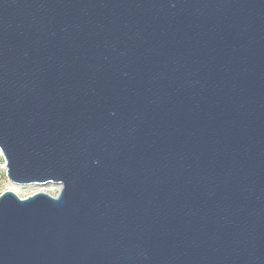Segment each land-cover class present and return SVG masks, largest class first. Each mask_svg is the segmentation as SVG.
I'll list each match as a JSON object with an SVG mask.
<instances>
[{
  "label": "water",
  "instance_id": "obj_1",
  "mask_svg": "<svg viewBox=\"0 0 264 264\" xmlns=\"http://www.w3.org/2000/svg\"><path fill=\"white\" fill-rule=\"evenodd\" d=\"M0 264H264V0H0Z\"/></svg>",
  "mask_w": 264,
  "mask_h": 264
},
{
  "label": "rangeland",
  "instance_id": "obj_2",
  "mask_svg": "<svg viewBox=\"0 0 264 264\" xmlns=\"http://www.w3.org/2000/svg\"><path fill=\"white\" fill-rule=\"evenodd\" d=\"M11 191L18 195L20 198L25 199L36 193L44 192L51 196H57L59 187L56 185L50 186H17L12 184L7 177L6 161L0 152V195L4 192Z\"/></svg>",
  "mask_w": 264,
  "mask_h": 264
}]
</instances>
